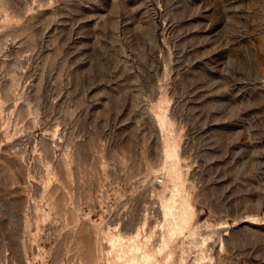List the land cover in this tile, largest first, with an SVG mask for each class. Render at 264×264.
Masks as SVG:
<instances>
[{
  "label": "rangeland",
  "instance_id": "rangeland-1",
  "mask_svg": "<svg viewBox=\"0 0 264 264\" xmlns=\"http://www.w3.org/2000/svg\"><path fill=\"white\" fill-rule=\"evenodd\" d=\"M0 264H264V0H0Z\"/></svg>",
  "mask_w": 264,
  "mask_h": 264
},
{
  "label": "built area",
  "instance_id": "built-area-1",
  "mask_svg": "<svg viewBox=\"0 0 264 264\" xmlns=\"http://www.w3.org/2000/svg\"><path fill=\"white\" fill-rule=\"evenodd\" d=\"M159 182L162 181L161 179L158 180Z\"/></svg>",
  "mask_w": 264,
  "mask_h": 264
}]
</instances>
